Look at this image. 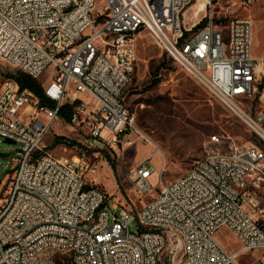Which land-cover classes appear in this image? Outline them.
<instances>
[{"label": "built area", "instance_id": "1", "mask_svg": "<svg viewBox=\"0 0 264 264\" xmlns=\"http://www.w3.org/2000/svg\"><path fill=\"white\" fill-rule=\"evenodd\" d=\"M96 1L0 0V59L35 79L53 66L41 84L52 106L13 77L0 82V136L20 143L0 179V264H162L166 249L170 264H240L241 254L264 264V146L206 153L159 180L138 210L108 202L86 179L94 164L83 150L56 156L42 148L67 93L77 100L69 122L89 142L112 145L136 130L125 97L141 30L264 138V57L252 53L249 15L216 19L206 0L204 13L184 23L197 0H101L95 10ZM155 172L149 158L136 165L132 188L147 194ZM221 227L236 236L238 250L216 239Z\"/></svg>", "mask_w": 264, "mask_h": 264}, {"label": "rangeland", "instance_id": "2", "mask_svg": "<svg viewBox=\"0 0 264 264\" xmlns=\"http://www.w3.org/2000/svg\"><path fill=\"white\" fill-rule=\"evenodd\" d=\"M192 5L182 15L184 23L193 18L195 6ZM101 6V0H97L95 10ZM210 8L213 16L222 21L235 15H249L253 20L252 53L255 57H264V0H211ZM203 13L204 10L198 16ZM135 45L136 63L125 101L134 116L136 130L121 133L112 145L100 139L89 142L78 128L58 116L42 148L56 156L73 155L83 150L94 164V171L89 172L86 179L105 192L108 202L138 210L145 201L152 199L159 180L174 179L190 168L195 159L211 151H229L238 145L264 146V140L180 68L150 32H138ZM52 70L53 66L49 65L36 79L40 85L50 77ZM16 71L20 70L0 59V82L7 76L15 78ZM68 94L64 102L72 103ZM253 105V110L259 107L258 102ZM213 135L219 139H212ZM19 147V142H6L0 136V179L9 170L12 158L18 155ZM148 158L156 172L150 176L151 190L141 195L132 188L128 174ZM163 164L165 170L161 173ZM130 229H137L136 222L130 223ZM215 237L228 251L240 248L238 239L227 227L219 228ZM167 252L168 249L162 255V264H170ZM179 257L178 251L175 260ZM252 259V255L241 254L239 261L248 264Z\"/></svg>", "mask_w": 264, "mask_h": 264}, {"label": "trees", "instance_id": "3", "mask_svg": "<svg viewBox=\"0 0 264 264\" xmlns=\"http://www.w3.org/2000/svg\"><path fill=\"white\" fill-rule=\"evenodd\" d=\"M200 26V24H196V27ZM15 79L17 80L18 84H19V88L21 90H30L32 92L35 93V95L38 96L39 101L41 103H46L49 105H53V102L50 101L43 93L42 91V87L40 85V83H38V81L31 77L30 75L24 73V72H20V71H16L15 74ZM77 102V100L72 101V103L69 102H64L61 106V109L58 113V116H60L61 118H63L65 121H69L70 120V114L72 111V107L75 105V103ZM60 137V136H58Z\"/></svg>", "mask_w": 264, "mask_h": 264}, {"label": "bare ground", "instance_id": "4", "mask_svg": "<svg viewBox=\"0 0 264 264\" xmlns=\"http://www.w3.org/2000/svg\"><path fill=\"white\" fill-rule=\"evenodd\" d=\"M204 3H205V0H197V2L193 4V6H195L192 11L193 16H197L201 12V10L203 9ZM177 62H185V55H177ZM262 139L264 140V138ZM252 192H253V185H246L245 193H252Z\"/></svg>", "mask_w": 264, "mask_h": 264}, {"label": "water", "instance_id": "5", "mask_svg": "<svg viewBox=\"0 0 264 264\" xmlns=\"http://www.w3.org/2000/svg\"><path fill=\"white\" fill-rule=\"evenodd\" d=\"M4 141H6V142H13V140L8 139V138H5Z\"/></svg>", "mask_w": 264, "mask_h": 264}, {"label": "crops", "instance_id": "6", "mask_svg": "<svg viewBox=\"0 0 264 264\" xmlns=\"http://www.w3.org/2000/svg\"><path fill=\"white\" fill-rule=\"evenodd\" d=\"M192 6H193V5H192ZM192 6H191V7H192ZM189 9H190V7H188V8L186 9V11H185V12L187 13V12L189 11Z\"/></svg>", "mask_w": 264, "mask_h": 264}]
</instances>
